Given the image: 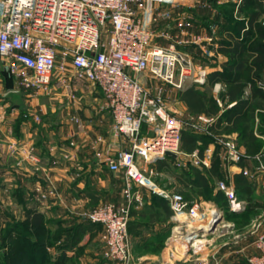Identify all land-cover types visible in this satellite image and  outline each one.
Returning <instances> with one entry per match:
<instances>
[{"label":"crops","instance_id":"obj_1","mask_svg":"<svg viewBox=\"0 0 264 264\" xmlns=\"http://www.w3.org/2000/svg\"><path fill=\"white\" fill-rule=\"evenodd\" d=\"M238 1L211 0L212 9L207 10L211 16L206 18L210 22L202 24L208 27L210 25V32H206L205 27L201 32L198 31L207 38L215 39L213 44H208L211 46L212 55L204 60L207 77L213 71H222L224 63L228 60L219 50L220 41L226 35L219 25H230L225 12L231 6L235 18L245 17V13H239L244 0L240 2L236 12ZM159 7L167 10L166 5H158ZM250 9L251 7L247 11ZM141 13L144 16L143 9ZM165 22L166 20H162L159 25H165ZM168 22L174 23L173 20ZM260 22L264 24V14L261 15ZM72 74L71 67L67 75L74 87V98L68 96L64 87L58 83L57 76L49 94L22 88L12 91L16 86H13V79L0 58V114L3 115V121L0 122V205L5 208L4 227L7 223L26 221L28 210H35L44 216L47 229L52 233L58 229L59 222L71 227V246L67 251L69 260L62 264H110L103 257L102 225H91L85 217L95 208L105 204H126L125 174L123 171H111L105 159L113 157L119 150L130 149L132 143L127 137L114 133L113 117L105 106L99 87L90 82L75 81ZM139 78L151 90L162 84L166 99L173 93L169 101L172 114L183 122L186 120L185 130L188 129L187 119L194 121L198 128L190 126L188 130L200 137L192 152L181 149L186 154L180 157L181 165L176 164L177 158L171 156L168 157L174 160L169 159L166 164L159 163L163 159L154 161L138 157L137 163L142 170L151 176L160 189L185 192L192 201L202 202L207 209L202 223L205 225L209 223L211 210H222L214 201V197L220 192L219 181H225L237 195L239 186L236 177L241 173L245 175L243 170H246L249 173L245 175L246 179L253 182L254 186L251 197L256 205V212L248 223L242 222L241 216L246 214L244 212L248 200L237 195L246 205L237 211L240 215L234 220L224 216L228 225L222 234H219V226L208 231L199 229L189 241L174 239L177 223L169 202L155 191L134 184V190L138 192L140 199L132 208L129 226L133 256L131 264H250L249 259L258 253L256 240L264 233V134L260 131L263 125L259 116L264 113V99L255 110L251 130L253 136L260 141L261 147L257 153L251 155L248 152L249 136H244L240 129L234 128L232 120L225 119L221 126L217 124L219 116L236 104V101L222 97L226 90L225 83H191L202 88V91H208L218 103L219 113L209 116L191 112L187 104L179 98L180 90L190 86L188 83L179 90L159 83L148 75ZM260 81L264 83V69L256 79L258 87ZM205 87L206 89H203ZM244 94L252 100L253 91L250 84L246 86ZM200 116L211 118L212 122L205 124L199 120ZM203 137L208 139V145L201 152V145L205 141ZM220 137L236 142L244 155L241 163L234 164L223 159L221 145L217 142ZM12 144L33 147L38 161H32L18 151L13 152ZM196 151L201 158L207 152L212 154L208 167L202 168L194 163L193 157L189 155ZM215 162L218 174L214 173L211 178V197L207 198L202 187L186 177L192 168H197L208 176ZM172 163L178 165L179 170L174 165L172 168ZM169 170L182 174L179 183L173 181L174 185H170L173 188L166 187L167 184H163L165 182H159V176ZM44 195L46 197H43ZM62 206L67 209L64 216L57 212ZM60 242H56V245ZM56 245L45 246L52 261L58 255Z\"/></svg>","mask_w":264,"mask_h":264},{"label":"built area","instance_id":"obj_2","mask_svg":"<svg viewBox=\"0 0 264 264\" xmlns=\"http://www.w3.org/2000/svg\"><path fill=\"white\" fill-rule=\"evenodd\" d=\"M241 1H238L236 12ZM173 2L0 0V58L9 76L18 83L12 91L22 88L49 94L57 76L68 96L74 98V87L67 75L70 60L73 80L99 87L113 117L114 133L127 137L132 143L130 149L119 150L105 159L111 171L125 174L126 204H105L87 214L90 222L103 227V257L110 264L132 262L129 223L132 208L140 199L134 184L155 191L169 202L177 223L174 239L181 235L189 241L199 229H209L202 224L207 212L202 202L190 203L180 192L160 189L137 163L138 157L156 161L165 159L167 152H171L177 154L178 165H181L180 157L186 155L181 150L184 122L167 106L163 86L156 85L151 90L139 76L148 75L179 90L189 81L204 84L207 80V71L195 72L191 60L174 46L152 43L155 32L152 27L162 20L172 19L171 11L158 8V5ZM178 25L187 28L190 23L181 19ZM107 26L108 39L104 41L102 36ZM189 38L193 43L206 42L207 45L215 40L213 37L204 40L200 34H189ZM258 84L264 90V83ZM199 120L205 124L212 122L205 116H200ZM193 126L198 128L196 124ZM217 142L226 162L238 164L244 158L233 140L220 137ZM11 148L13 152L38 161L33 147L12 144ZM189 156L202 168L208 167L212 160L209 152L203 158L197 151ZM243 172L249 175L248 171ZM218 188L225 194L232 211L245 207L246 202L240 200L225 181H219ZM210 215L209 223L215 222V229L228 225L222 210L214 208ZM190 228H193L191 233ZM255 245L258 253L249 262L264 264V233L259 235Z\"/></svg>","mask_w":264,"mask_h":264},{"label":"trees","instance_id":"obj_3","mask_svg":"<svg viewBox=\"0 0 264 264\" xmlns=\"http://www.w3.org/2000/svg\"><path fill=\"white\" fill-rule=\"evenodd\" d=\"M250 7V11H247ZM240 10L239 13L246 14L243 19L233 16V7L231 6L225 12L230 25H219L220 30L226 33L220 41L219 50L228 57V60L224 63L222 71H213L208 75L207 83L214 84L221 81L226 84V90L222 93V97L236 101V104L219 116L217 124L221 126L225 119L227 121L232 120L234 128L240 129L244 136H249L248 152L252 155L257 153L261 147L260 141L253 136L251 130L254 125L255 110L259 108V102L264 99V90L256 85V79L264 69V24L260 22V17L264 14V1L244 0ZM249 84L253 91L252 100L246 98L244 94L245 88ZM178 95L193 113H204L211 116L217 115L220 111L216 100L208 94V91H202L196 84H191L180 90ZM259 116L263 125L260 127V131L264 134V113H260ZM199 138L196 133L184 129L181 149L192 152L196 148ZM203 140L205 141L201 145V152L208 145V139L203 137ZM169 159L174 160L166 156L159 163L166 164ZM217 167L215 162L208 176L203 171L192 168L191 172L187 173L186 179L191 178L192 183L196 182L198 186L202 187L205 197L210 198L209 192L212 190L210 182L213 174H218ZM181 176L182 174L178 175V178L182 179ZM236 180L239 186L238 197H246L248 200L244 212L246 214L241 216V221L248 223L250 217L256 212V205L252 202L251 197L254 190L253 182H249L243 173L237 175ZM180 193L188 202H193L185 192ZM214 201L222 208L227 219L234 220L240 215V213L230 209L229 201L222 191L218 192ZM90 224L99 225L92 222ZM2 239L7 250L1 255L0 264H53V262L54 264H62L69 260L67 251L71 246V227L59 222L58 229L52 233L51 230L47 229L44 216L35 210H28V218L24 222L7 223L3 228ZM58 241L61 242L56 245ZM46 244L56 245L59 250L54 261L46 252Z\"/></svg>","mask_w":264,"mask_h":264},{"label":"rangeland","instance_id":"obj_4","mask_svg":"<svg viewBox=\"0 0 264 264\" xmlns=\"http://www.w3.org/2000/svg\"><path fill=\"white\" fill-rule=\"evenodd\" d=\"M193 2V3H192ZM211 0H174L172 4L166 5L167 10H170L172 13V19L173 22H168L169 20H166L165 25H155L153 26L154 37H153V45H159L164 47H170L174 46V48L180 52H182L185 56H187L193 65L194 71L198 72L202 69H204L205 62L204 60L207 57H210L212 55V50L210 49L211 46L207 45L206 42L202 43H193L192 40L189 38V34H199L198 31L201 32V29L205 27L206 32H210V25H202V24H209V20L206 18H210L211 14L210 11L212 9L211 7ZM192 4L191 6H189ZM181 19H184L185 21H189L190 25L185 27H181L178 25L179 21ZM108 26L104 29L102 39L106 41L108 39ZM202 35V34H200ZM203 36V35H202ZM204 40H207L206 36H203ZM68 67L67 71H71V65L72 62L68 61ZM188 85H191V83H194L192 81L187 82ZM197 84V83H196ZM18 85L17 81L13 79V86ZM160 86H163L162 84H159ZM202 89V88H200ZM203 89H206L203 88ZM169 94V93H168ZM171 95H168L166 99V104L169 108V101L171 100ZM172 104V101H171ZM174 111V110H173ZM186 122V120H185ZM184 122V126L185 125ZM187 128L190 129V126H193L195 123L194 121H188L187 119ZM192 128V127H191ZM178 162H176L177 164ZM175 163H172L176 167L177 170H179V166H176ZM179 173L174 172L173 170H169L167 173L159 176L161 178L159 180L162 182H165L163 184H167L166 187L173 188L170 185H174L175 181L176 183H179L178 178ZM172 190V189H170ZM5 210L3 205H0V257L4 253L5 250H7V247L5 246L2 235H3V228H4V213ZM58 214L60 216H64L67 214V209L65 206H62L61 209H59ZM224 213V212H223ZM87 218V216L85 217ZM88 219V218H87ZM225 226L219 227V234H222L223 229H226Z\"/></svg>","mask_w":264,"mask_h":264},{"label":"water","instance_id":"obj_5","mask_svg":"<svg viewBox=\"0 0 264 264\" xmlns=\"http://www.w3.org/2000/svg\"><path fill=\"white\" fill-rule=\"evenodd\" d=\"M167 156H171L174 158H177V154L175 153H171V152H167ZM215 226V222H210L207 224V227L209 228L208 230H212V228Z\"/></svg>","mask_w":264,"mask_h":264},{"label":"bare ground","instance_id":"obj_6","mask_svg":"<svg viewBox=\"0 0 264 264\" xmlns=\"http://www.w3.org/2000/svg\"><path fill=\"white\" fill-rule=\"evenodd\" d=\"M207 81V80H206ZM180 229H178V228H176V231H179ZM189 233H191L192 231H193V228H190L189 230ZM194 237V236H193ZM173 238V237H172ZM177 239H182L181 238V235H177ZM191 240V239H190ZM184 241V240H183ZM197 242L199 241V240H196ZM200 241H202V240H200ZM200 243V242H199Z\"/></svg>","mask_w":264,"mask_h":264}]
</instances>
